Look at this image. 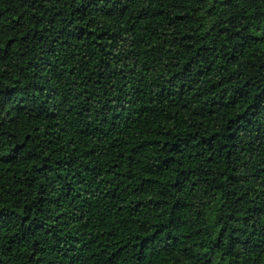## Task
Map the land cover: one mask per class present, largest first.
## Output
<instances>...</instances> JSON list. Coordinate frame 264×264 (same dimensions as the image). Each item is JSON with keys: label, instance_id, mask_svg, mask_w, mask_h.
I'll use <instances>...</instances> for the list:
<instances>
[{"label": "trees", "instance_id": "trees-1", "mask_svg": "<svg viewBox=\"0 0 264 264\" xmlns=\"http://www.w3.org/2000/svg\"><path fill=\"white\" fill-rule=\"evenodd\" d=\"M0 264H264V0H0Z\"/></svg>", "mask_w": 264, "mask_h": 264}]
</instances>
